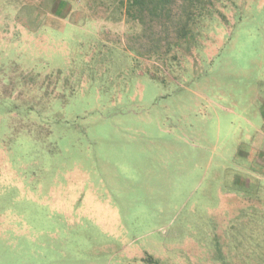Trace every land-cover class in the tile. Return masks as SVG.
I'll list each match as a JSON object with an SVG mask.
<instances>
[{
  "label": "rangeland",
  "instance_id": "rangeland-1",
  "mask_svg": "<svg viewBox=\"0 0 264 264\" xmlns=\"http://www.w3.org/2000/svg\"><path fill=\"white\" fill-rule=\"evenodd\" d=\"M170 16L0 0V264H264V0Z\"/></svg>",
  "mask_w": 264,
  "mask_h": 264
},
{
  "label": "trees",
  "instance_id": "trees-1",
  "mask_svg": "<svg viewBox=\"0 0 264 264\" xmlns=\"http://www.w3.org/2000/svg\"><path fill=\"white\" fill-rule=\"evenodd\" d=\"M175 0H118L120 8H124L128 17L142 23L144 30L151 31L152 23H162L167 29L171 21L172 4ZM183 31V30H182ZM183 33H185L183 31Z\"/></svg>",
  "mask_w": 264,
  "mask_h": 264
}]
</instances>
